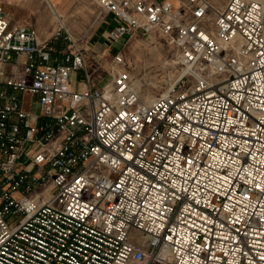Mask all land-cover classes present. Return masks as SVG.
<instances>
[{
  "label": "built area",
  "instance_id": "2783aa9c",
  "mask_svg": "<svg viewBox=\"0 0 264 264\" xmlns=\"http://www.w3.org/2000/svg\"><path fill=\"white\" fill-rule=\"evenodd\" d=\"M94 1L107 40L162 33L184 72L149 101L126 71L93 86L64 27L0 4V264H264V0L213 28L208 0Z\"/></svg>",
  "mask_w": 264,
  "mask_h": 264
},
{
  "label": "rangeland",
  "instance_id": "374dc122",
  "mask_svg": "<svg viewBox=\"0 0 264 264\" xmlns=\"http://www.w3.org/2000/svg\"><path fill=\"white\" fill-rule=\"evenodd\" d=\"M208 1L211 5L214 4V0ZM225 2L226 0L220 6L225 5L227 3ZM221 7L218 8L221 10ZM99 11V5L94 0H72L69 9L64 14L67 17L68 25L73 30L78 31L81 28L75 40L72 39L73 42L71 41L74 44L73 49L76 46L86 48L90 36L96 30L97 33L92 43L98 46H109L113 43V50L109 54L98 56L97 61H93V67L96 70L94 74L99 72L101 76H107L109 82L112 75L126 71L130 74L132 80L135 78L134 83L137 81L142 100L149 101L165 92L172 79H174L173 77L181 68L176 63L178 50L175 44L159 32H154L152 35L138 33L129 40L123 41L121 39L118 42H111L107 40L104 34L107 29L113 28L116 23L111 15L107 17L106 21H101V18H98ZM210 13L209 10L208 14ZM107 21H110L109 25ZM202 22L207 28L215 26V20L210 22L206 17ZM68 32L71 35L72 32ZM70 37L72 38V36ZM120 51L123 62L115 61V57ZM31 111L38 112L37 105L32 104Z\"/></svg>",
  "mask_w": 264,
  "mask_h": 264
},
{
  "label": "crops",
  "instance_id": "0c3cea01",
  "mask_svg": "<svg viewBox=\"0 0 264 264\" xmlns=\"http://www.w3.org/2000/svg\"><path fill=\"white\" fill-rule=\"evenodd\" d=\"M71 3L72 0H0V4L3 6L4 10L9 13L12 22L30 24L34 28L37 38L42 43L52 39L55 32L61 26L60 22L64 18H67L64 13L69 9ZM79 30H81V28H79ZM68 31V27L64 25L61 38L56 41V45L59 49L66 48L67 41L64 37ZM78 31H76V35ZM96 33L97 31L95 30L90 36L88 46L83 48V54L87 65V73L91 76L92 85L100 87L108 82L107 76H101L99 72L94 74L96 70L93 67V61H97L98 56L109 54L113 50V43L109 46H98L93 44L92 41ZM24 60L25 58L23 56H19L8 63L6 65L8 73L16 77H21L23 74ZM86 81L85 71L79 70L71 73V84L74 89H82L86 85ZM23 101V108L25 110H30L32 101H35V97L25 94Z\"/></svg>",
  "mask_w": 264,
  "mask_h": 264
},
{
  "label": "bare ground",
  "instance_id": "6f19581e",
  "mask_svg": "<svg viewBox=\"0 0 264 264\" xmlns=\"http://www.w3.org/2000/svg\"><path fill=\"white\" fill-rule=\"evenodd\" d=\"M228 0H226V2H227ZM224 2V0H214V4L213 5H210V14H208L207 13V15H206V18H207V20L208 21H213V20H215V18H216V16H217V13H218V11H220V5H222V3ZM225 2V3H226ZM211 3H212V1H211ZM83 5V4H82ZM84 6V5H83ZM225 5H223L222 7H221V9L224 7ZM219 7V8H218ZM86 10V9H85ZM88 11V10H87ZM90 13H92L91 11H90ZM86 14V13H85ZM87 16V15H86ZM61 26L62 27H64V25L65 26H67L68 27V29H69V31L70 32H72L71 33V35H72V37H73V39L75 40V38H76V31L75 30H73L72 29V27H70L69 25H68V22H67V19L66 18H64L61 22ZM96 23H97V21H96ZM96 23H95V25H96ZM213 28V27H212ZM134 36V35H133ZM129 44V43H128ZM133 53H135V52H133ZM138 70V69H137ZM134 71V70H133ZM183 72H184V69H180L179 71H178V73L176 74V76L175 77H173L174 79H172V81H171V83L168 85L169 87H171L177 80H178V78L183 74ZM136 74V73H135ZM135 79V78H134ZM133 79V80H134ZM132 80V81H133ZM138 80V79H137ZM135 81V80H134ZM137 82V81H136ZM135 82V83H136ZM138 83H136V85H137ZM169 87H167V89L169 88ZM166 92L167 91H165V92H163L162 94H160V95H165L166 94ZM152 97V96H151ZM150 99V98H149ZM151 100V99H150Z\"/></svg>",
  "mask_w": 264,
  "mask_h": 264
}]
</instances>
